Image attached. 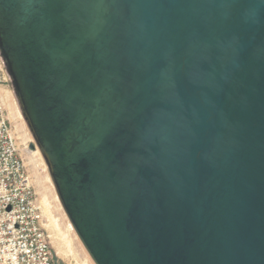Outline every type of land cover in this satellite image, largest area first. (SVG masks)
<instances>
[{"label": "water", "instance_id": "obj_1", "mask_svg": "<svg viewBox=\"0 0 264 264\" xmlns=\"http://www.w3.org/2000/svg\"><path fill=\"white\" fill-rule=\"evenodd\" d=\"M0 62L94 264H264V0H0Z\"/></svg>", "mask_w": 264, "mask_h": 264}, {"label": "built area", "instance_id": "obj_2", "mask_svg": "<svg viewBox=\"0 0 264 264\" xmlns=\"http://www.w3.org/2000/svg\"><path fill=\"white\" fill-rule=\"evenodd\" d=\"M0 264H58L1 99Z\"/></svg>", "mask_w": 264, "mask_h": 264}, {"label": "rangeland", "instance_id": "obj_3", "mask_svg": "<svg viewBox=\"0 0 264 264\" xmlns=\"http://www.w3.org/2000/svg\"><path fill=\"white\" fill-rule=\"evenodd\" d=\"M7 79H8V77L4 71L2 63L0 62V94L1 95L2 94L8 95L9 101L11 103H13L16 110L20 114L21 120H16V125L19 128L18 133L15 132V125L13 123H10V121H9V124L11 126V130H12V133H13L14 138H15L17 149H18V151H19V153H20V155L24 161L26 171L30 177L34 192L37 193L38 190L40 189L41 191H44L45 194L47 195L48 200H50L49 202H50V205L52 207L53 215L55 216L56 219H58L59 224H61L60 226H61L62 232H64V234L66 233V235H67L66 237L67 238L69 237V239L71 240L72 249L74 250L78 259L80 261H85L86 264H94L92 262V260L90 259L89 255L87 254L86 250L82 246L81 242L77 238L74 230H73V234L67 233L65 231L66 223H68L69 221H68V219H67V217H66V215H65V213H64V211L60 205V202L56 196V192H55L54 186L52 184V181L50 179L48 169L45 165V162H44V160H43V158L39 152V149H38V147H37V145L33 139V136L31 134L30 130H29L25 120L22 117V114L19 110V107H18L16 101H15V98L12 94V91L10 89V86H9ZM1 102H2V100H1ZM3 106H4V104H3ZM4 109L6 112V116L8 118V114H7V110H6L5 106H4ZM25 151H27L31 154H34V160L36 161V166H37L36 169L33 167L32 164L29 163L30 161H28V158L26 156ZM38 184H40V187L38 186ZM54 196L56 197V199L54 198ZM37 198H38V193H37ZM46 231H47V229H46ZM47 234H48V236L50 235V233H48V231H47ZM49 238H50V236H49ZM50 242L52 244V241H50ZM51 247H52L54 256H55L58 264H72V263L75 264L71 260H65L64 261V259H61L60 257H58L56 252H55L56 250L53 248L54 247L53 244L51 245Z\"/></svg>", "mask_w": 264, "mask_h": 264}, {"label": "bare ground", "instance_id": "obj_4", "mask_svg": "<svg viewBox=\"0 0 264 264\" xmlns=\"http://www.w3.org/2000/svg\"><path fill=\"white\" fill-rule=\"evenodd\" d=\"M0 98H1L4 106L6 107L7 114H8V121H10V123H13L15 125V132L18 133L19 128L16 125V120H21L20 114L16 110L13 103H11L9 101L8 95H6V94L1 95L0 94ZM25 153H26V156L28 158V161H30L29 163L32 164L33 167L36 169L37 166H36V161L34 160V154H31L27 151H25ZM38 186L40 187V184H38ZM37 193H38V198H37L38 203L40 205V208H41L42 214H43V218H44V227H45V229H47L48 233H50L49 239H51L50 241H52V244L54 246L53 248L56 250L55 252H56L57 256L60 257L61 259H64V261L65 260H71L75 264H86L85 261H80L78 259L74 250L72 249L71 240L69 239V237L68 238L66 237L67 236L66 233L64 234V232H62L61 226H60L61 224H59L58 219H56L55 216L53 215L52 207H51L50 202H49L50 200H48V197L45 194V192L41 191L39 189ZM37 193H36V195H37ZM54 198L56 199L55 196H54ZM65 231L67 233L73 234V229H72L69 222L66 223Z\"/></svg>", "mask_w": 264, "mask_h": 264}]
</instances>
